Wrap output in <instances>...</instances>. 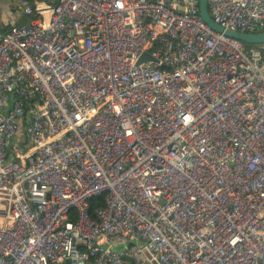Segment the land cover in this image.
Returning a JSON list of instances; mask_svg holds the SVG:
<instances>
[{
    "label": "built area",
    "instance_id": "built-area-1",
    "mask_svg": "<svg viewBox=\"0 0 264 264\" xmlns=\"http://www.w3.org/2000/svg\"><path fill=\"white\" fill-rule=\"evenodd\" d=\"M11 1L0 264H264V44L200 0Z\"/></svg>",
    "mask_w": 264,
    "mask_h": 264
},
{
    "label": "water",
    "instance_id": "water-1",
    "mask_svg": "<svg viewBox=\"0 0 264 264\" xmlns=\"http://www.w3.org/2000/svg\"><path fill=\"white\" fill-rule=\"evenodd\" d=\"M200 14H201L202 18L204 19V21L211 28H213L215 31H217L219 33H223L228 37L236 38V39L241 40L244 43L249 44V45H262V44H264V33L244 34V33H239L236 31L224 29L220 25L216 24L210 16L209 7H208V0H200ZM148 59H149V56L145 55L142 58L141 62L146 61Z\"/></svg>",
    "mask_w": 264,
    "mask_h": 264
},
{
    "label": "crops",
    "instance_id": "crops-1",
    "mask_svg": "<svg viewBox=\"0 0 264 264\" xmlns=\"http://www.w3.org/2000/svg\"><path fill=\"white\" fill-rule=\"evenodd\" d=\"M8 1L9 0H0V23H1L0 25H4V26H8V24L5 23V19H1L2 16H5V18L7 16L8 22L13 18L18 19L20 17L19 16V8H18L17 4L15 3V5H16V7H15L14 5H11V3Z\"/></svg>",
    "mask_w": 264,
    "mask_h": 264
},
{
    "label": "trees",
    "instance_id": "trees-1",
    "mask_svg": "<svg viewBox=\"0 0 264 264\" xmlns=\"http://www.w3.org/2000/svg\"><path fill=\"white\" fill-rule=\"evenodd\" d=\"M7 29L8 26L0 25V31H5ZM89 204L91 209V215L93 216V212L95 209L105 206V195L91 199Z\"/></svg>",
    "mask_w": 264,
    "mask_h": 264
},
{
    "label": "rangeland",
    "instance_id": "rangeland-1",
    "mask_svg": "<svg viewBox=\"0 0 264 264\" xmlns=\"http://www.w3.org/2000/svg\"><path fill=\"white\" fill-rule=\"evenodd\" d=\"M8 2H10L11 5H14V6L16 7V5H15L16 2H14V1L12 2V1H10V0H9ZM11 5H10V6H11ZM10 12H11V11H10ZM4 15H5V14H4ZM1 19H5V23H6V24L9 23L8 20H7V16H6V18H5V16H2ZM11 20H13V19H11ZM11 20H10V21H11ZM0 24H1V23H0Z\"/></svg>",
    "mask_w": 264,
    "mask_h": 264
}]
</instances>
